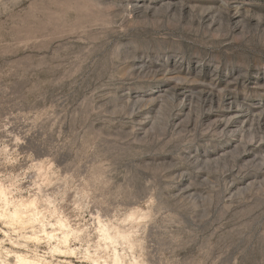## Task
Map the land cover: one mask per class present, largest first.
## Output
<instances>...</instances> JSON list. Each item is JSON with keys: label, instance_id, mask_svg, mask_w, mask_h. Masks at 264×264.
<instances>
[{"label": "rangeland", "instance_id": "374dc122", "mask_svg": "<svg viewBox=\"0 0 264 264\" xmlns=\"http://www.w3.org/2000/svg\"><path fill=\"white\" fill-rule=\"evenodd\" d=\"M0 180L92 250L264 264V0H0Z\"/></svg>", "mask_w": 264, "mask_h": 264}, {"label": "bare ground", "instance_id": "6f19581e", "mask_svg": "<svg viewBox=\"0 0 264 264\" xmlns=\"http://www.w3.org/2000/svg\"><path fill=\"white\" fill-rule=\"evenodd\" d=\"M40 174L46 177L43 168ZM42 188L43 185H37L27 196L16 195L14 189L19 188L14 182L6 185L0 180V264H76L71 258L78 253L82 260L77 262L81 264H141L140 258L134 256L127 261L124 254L125 247L133 250L138 244L133 229L119 228L99 219V242L92 250L87 238L90 235H83L86 229L61 215ZM128 219L137 220L133 215ZM73 241L81 245L85 241L87 246H76ZM44 242L47 250L41 253L39 247Z\"/></svg>", "mask_w": 264, "mask_h": 264}]
</instances>
